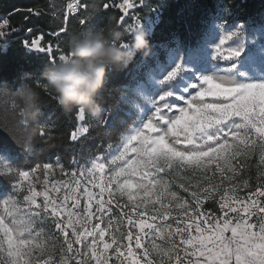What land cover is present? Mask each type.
Segmentation results:
<instances>
[{"label":"snow or ice","instance_id":"obj_1","mask_svg":"<svg viewBox=\"0 0 264 264\" xmlns=\"http://www.w3.org/2000/svg\"><path fill=\"white\" fill-rule=\"evenodd\" d=\"M137 4L144 0L102 7L121 11L124 34L150 35L158 14L126 23ZM88 8L69 0L64 23L52 35L67 32L69 13ZM226 14L230 10L221 8L203 22L194 42L185 45L176 37L173 46H161L164 63L153 51L155 75L135 89L137 100L151 105V115L141 117L114 157L79 172L60 167L69 179L51 183L48 177L59 165L0 169L15 181L0 198V264H264V24L229 23ZM8 24L0 21V38L9 34ZM42 41L23 44L49 54L53 63L69 58H54L51 42ZM75 119L73 141L88 131L83 109ZM23 127L22 144L30 148L33 137L45 135V125ZM254 156L255 185L241 176ZM209 201L218 207L205 208Z\"/></svg>","mask_w":264,"mask_h":264},{"label":"trees","instance_id":"obj_2","mask_svg":"<svg viewBox=\"0 0 264 264\" xmlns=\"http://www.w3.org/2000/svg\"><path fill=\"white\" fill-rule=\"evenodd\" d=\"M69 0H0V21L7 19L9 24L5 32L9 34L0 38V156L3 150H8L15 156L9 166L30 170L35 163H51L57 158L64 166H70L74 161L85 162L100 155L119 143L123 134L134 124L136 117L132 110L131 96L133 86L144 77L145 71L153 66V51L159 52V60H164V47L173 46L176 37L183 44L194 42L203 22L209 20L221 8H228L231 15H225L232 21H252L254 25L264 24V0H144L130 11L126 23H131L132 16L141 20L156 18L151 42V54L144 57L137 54L132 63L123 71L109 73L102 90L99 117L86 113L88 131L73 141L70 137L78 126L74 109L66 115L52 94H46L41 88L40 113L35 119H27L21 115V105L15 100L13 92L23 83L24 73H31L33 81H40L41 72L49 64V54L29 50L23 44L26 39L43 36V43L51 42L52 56L69 53L71 34L86 30H96L107 21L109 16L119 17L121 11L115 7L103 9V3L116 4L120 0H82L87 3V12L81 10L78 14H68L67 32L59 37L52 33L59 31L64 23L66 5ZM28 9L39 12V15L28 13ZM89 18L86 25H80V18ZM31 30L30 32L28 30ZM124 40L130 42L131 35L124 34ZM59 51H56V46ZM155 46V47H154ZM164 46V47H161ZM58 62V59H57ZM35 86V85H34ZM97 119H105L106 124L100 126ZM45 135L32 138V147L22 144L25 139L24 123L35 127L44 121ZM42 125V124H41ZM256 157L247 161L242 172V178H250V184L255 185L257 171ZM0 159V169L3 168ZM15 181L0 172V190L9 189ZM205 208H217L218 205L209 201Z\"/></svg>","mask_w":264,"mask_h":264},{"label":"clouds","instance_id":"obj_3","mask_svg":"<svg viewBox=\"0 0 264 264\" xmlns=\"http://www.w3.org/2000/svg\"><path fill=\"white\" fill-rule=\"evenodd\" d=\"M131 41L120 46L124 40L119 17L109 16L98 29L71 34L68 59L49 62L40 74V86L32 80L31 73H24L27 81L13 92L27 119H35L40 113V92L46 89L55 96L63 112L68 115L74 109L99 117L102 109L98 100L112 71L126 69L137 54H151L149 34L143 30L130 33ZM35 85V86H34Z\"/></svg>","mask_w":264,"mask_h":264},{"label":"rangeland","instance_id":"obj_4","mask_svg":"<svg viewBox=\"0 0 264 264\" xmlns=\"http://www.w3.org/2000/svg\"><path fill=\"white\" fill-rule=\"evenodd\" d=\"M118 3V2H117ZM139 4H137V6H138ZM132 10H134V9H132ZM132 10H130V11H132ZM226 18V17H225ZM147 19H156V18H146L145 20H147ZM227 19V18H226ZM145 20H142V22L143 21H145ZM228 20V19H227ZM229 21V23H233V22H236V21H230V20H228ZM239 22H243V21H239ZM254 26H256V27H260L261 25H254ZM39 37H41V36H39ZM39 37H37V38H39ZM26 40H30V39H26ZM258 42H260V39H259V37H258ZM42 44H44L43 43V41H42ZM186 45V44H185ZM30 50V49H29ZM35 51V50H34ZM39 52V51H38ZM166 59H167V57L165 56V58H164V60H159V62L160 63H164L165 61H166ZM155 67H156V63L153 65V66H151V67H149L146 71H145V73H144V77L142 78V79H140L139 81H137L136 82V84L133 86V89H132V96H131V103H132V110H133V113H134V115H135V117H136V121L134 122V124L123 134V136H122V138H121V140H120V142L119 143H117V144H115V145H113V146H111V147H109L107 150H106V152H104V153H102V154H100V155H97V156H95V157H92V158H90L89 160H87V161H85V162H79V161H74L70 166H64L63 165V163L60 161V159L59 158H57L54 162H51L50 164H53V165H59V167H57V168H55L54 169V172H53V174H51V175H49V177H48V179H49V181H50V183L52 182V181H54V180H61V179H64V180H67V179H69L68 178V176L67 175H65V176H61V173H60V167H62L63 169H64V171L67 173V172H73V171H75V172H79V171H82V170H85V169H87V168H91L92 167V165L97 161V159H99V158H106V159H110V158H112V157H114L117 153H118V151H119V145L120 144H122L123 143V140L128 136V135H130L134 130H135V128L136 127H138L139 126V124H140V122H141V117L142 116H150L151 115V105H146L144 102H142V101H138L137 100V97H136V95H135V89H136V87H137V85L138 84H141V83H145L147 80H148V78H149V74L150 73H152V74H154L155 75V72H154V69H155ZM156 78L157 79H159L160 77H159V75H156ZM139 104V107L137 106ZM141 109H143V111H141ZM42 125H47V124H49V120L48 121H44V122H42L41 123ZM78 127V126H77ZM77 130V128L75 129V131ZM74 132V131H73ZM15 158V156L14 155H12L8 150H3L2 151V153H1V156H0V159H1V162H2V164L3 165H10V163L13 161V159ZM134 179H138V178H134ZM15 183V182H14ZM14 183H13V185L11 186V188H9V189H1L0 190V198H3L4 196H6V195H8V194H10L11 193V191H12V189H13V186H14ZM84 182L82 181V184H83ZM85 186H87V187H91L90 185H85ZM36 187H37V190H41L42 189V185H40V184H37L36 185ZM179 192H180V194L181 195H184V196H186L187 197V193H183V191L182 190H180V189H177ZM64 190H62V192H63ZM92 191L93 192H98V189H96V188H92ZM247 190H245V192H246ZM245 192H241V195H244L245 194ZM50 194H52V195H57V194H55V193H50ZM62 194V193H61ZM39 199H42V197L41 198H39ZM86 203V200H82L81 201V204H82V206L84 205ZM206 206V205H205ZM253 219H255V217L253 218Z\"/></svg>","mask_w":264,"mask_h":264},{"label":"built area","instance_id":"obj_5","mask_svg":"<svg viewBox=\"0 0 264 264\" xmlns=\"http://www.w3.org/2000/svg\"><path fill=\"white\" fill-rule=\"evenodd\" d=\"M7 26L4 28V31H6Z\"/></svg>","mask_w":264,"mask_h":264}]
</instances>
